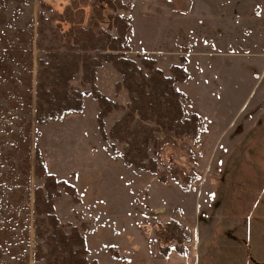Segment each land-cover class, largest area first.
<instances>
[{"label":"rangeland","instance_id":"1","mask_svg":"<svg viewBox=\"0 0 264 264\" xmlns=\"http://www.w3.org/2000/svg\"><path fill=\"white\" fill-rule=\"evenodd\" d=\"M237 1L0 0V264H57L52 225L34 204L47 175L75 187L55 209L66 232L86 237L88 264H264V4ZM118 17L131 23L125 57L173 77L203 125L159 133L145 158L158 172L117 155L130 147L110 131L131 99L113 62L93 81L82 67L71 81L86 92L82 111L37 121L41 62L72 54L64 33L75 26L120 36Z\"/></svg>","mask_w":264,"mask_h":264},{"label":"trees","instance_id":"2","mask_svg":"<svg viewBox=\"0 0 264 264\" xmlns=\"http://www.w3.org/2000/svg\"><path fill=\"white\" fill-rule=\"evenodd\" d=\"M45 4L41 1L42 6ZM68 20L73 22L70 18ZM118 20L124 21L119 23L118 33L120 36L112 35L109 30H105L103 27L95 30L93 24L85 29L75 26L64 33L67 37L65 46L72 54L68 55L64 51L56 50L55 54H49L52 56L51 61L47 64L41 62L47 68L38 75L37 121L45 123L64 114L82 111L86 92L72 86L71 81L76 78L80 67L84 69V82L89 81L88 77L91 78L90 81H93L97 74V66L102 61L113 62L124 76L125 86L131 99L130 112L125 118L115 123L110 131L112 138H116V141L120 142L125 141L128 148L130 147L124 153L117 152V155H122L127 166H134L138 172L143 170L158 172L156 162L150 166L145 162V158H150L148 147L151 142L155 146H160L162 141L158 137L159 133L168 131L183 137L191 132L198 133L203 125L198 121L200 118L198 113H193L192 117L187 115L185 96L177 87V82L173 77L166 75L159 66L155 65L153 60L144 59L146 67H143L137 65L135 60L125 57L124 52L131 48L128 45V31L131 23L127 17H118ZM86 50L94 52L96 56L93 58L92 55L86 54ZM97 60H99L98 63ZM179 69L186 72L184 77L180 78L183 80L188 72L185 68ZM51 72L54 73L53 76H50ZM100 101L102 113L105 111L107 99L105 96H101ZM147 109L151 110L152 115H149ZM137 113L140 116V121L136 125L138 129L135 130L131 122L134 121ZM147 118L151 121L152 126L143 124ZM99 121L101 124L100 119ZM101 133L108 140L103 124H101ZM112 145L115 147L114 143ZM36 158L35 172L43 176L46 173V165L38 150ZM133 159L135 160L132 161ZM63 182L54 175H47L44 187L36 189L35 211L44 215L46 221L48 220L52 225V232L46 237V242L52 248L51 253L56 255V263L88 264L89 250L86 237L75 227L70 232H66L59 225V217L55 209V196L64 188L71 194L75 192L74 186L65 185Z\"/></svg>","mask_w":264,"mask_h":264},{"label":"crops","instance_id":"3","mask_svg":"<svg viewBox=\"0 0 264 264\" xmlns=\"http://www.w3.org/2000/svg\"><path fill=\"white\" fill-rule=\"evenodd\" d=\"M234 1H237V0H234ZM239 1H240V4L242 5L243 4L242 2H244L245 0H239ZM249 1H250V3H251V1H254L257 6H262L264 4V0H249ZM250 3H248V4H250ZM192 4L195 5V0H193ZM196 5H197V3H196ZM252 5L253 4H251L250 6H252ZM262 11H264V8H262Z\"/></svg>","mask_w":264,"mask_h":264},{"label":"built area","instance_id":"4","mask_svg":"<svg viewBox=\"0 0 264 264\" xmlns=\"http://www.w3.org/2000/svg\"><path fill=\"white\" fill-rule=\"evenodd\" d=\"M170 246L173 247L174 246V243H171Z\"/></svg>","mask_w":264,"mask_h":264}]
</instances>
